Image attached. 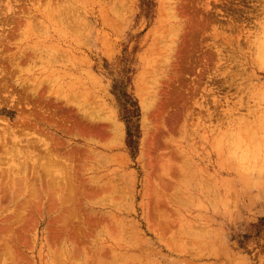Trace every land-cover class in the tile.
<instances>
[{
    "label": "rangeland",
    "instance_id": "rangeland-1",
    "mask_svg": "<svg viewBox=\"0 0 264 264\" xmlns=\"http://www.w3.org/2000/svg\"><path fill=\"white\" fill-rule=\"evenodd\" d=\"M263 48L264 0H0V264H264Z\"/></svg>",
    "mask_w": 264,
    "mask_h": 264
},
{
    "label": "trees",
    "instance_id": "trees-1",
    "mask_svg": "<svg viewBox=\"0 0 264 264\" xmlns=\"http://www.w3.org/2000/svg\"><path fill=\"white\" fill-rule=\"evenodd\" d=\"M118 96H119V100L121 101L124 117L127 121V124L130 127L133 117L138 115L137 101H135L134 98L127 93H122L121 95Z\"/></svg>",
    "mask_w": 264,
    "mask_h": 264
},
{
    "label": "bare ground",
    "instance_id": "bare-ground-1",
    "mask_svg": "<svg viewBox=\"0 0 264 264\" xmlns=\"http://www.w3.org/2000/svg\"><path fill=\"white\" fill-rule=\"evenodd\" d=\"M262 49V48H261ZM262 53H264V48H263V52ZM264 61V60H263ZM261 68H264V62L261 64V66H260Z\"/></svg>",
    "mask_w": 264,
    "mask_h": 264
}]
</instances>
